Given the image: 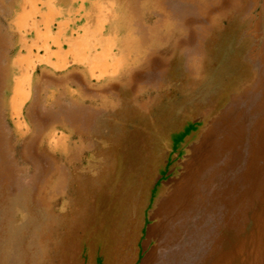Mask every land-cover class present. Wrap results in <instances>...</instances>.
Here are the masks:
<instances>
[{
  "label": "rangeland",
  "instance_id": "obj_1",
  "mask_svg": "<svg viewBox=\"0 0 264 264\" xmlns=\"http://www.w3.org/2000/svg\"><path fill=\"white\" fill-rule=\"evenodd\" d=\"M39 1L14 28L16 0H0V264H264V0H101L89 25L97 0ZM64 32L113 60L141 43L129 88L127 62L112 76L116 139L50 126L60 108L97 110L84 88L35 86L37 67H82L39 64Z\"/></svg>",
  "mask_w": 264,
  "mask_h": 264
},
{
  "label": "crops",
  "instance_id": "obj_2",
  "mask_svg": "<svg viewBox=\"0 0 264 264\" xmlns=\"http://www.w3.org/2000/svg\"><path fill=\"white\" fill-rule=\"evenodd\" d=\"M97 1L90 2L88 13L85 14V16L87 15V22L89 21L87 25L90 24L91 17L89 18V16H92L90 13H93L94 11L96 12L98 9L97 7L101 2V0L99 3ZM252 4L254 6L256 5L255 3ZM246 11L247 8H245L244 16L247 14ZM115 32L118 33L116 30ZM64 33L66 34V32ZM65 34L64 39L62 40V48L59 46L56 50H48V54H46L47 61L43 59L44 57L40 56L41 58L38 57V61H40L39 64L43 62H50V65L52 66L65 67L69 65L68 61H71L72 64H80L82 67L78 68L77 70H72L71 72H74H70L71 74L69 73L67 76H65V78L59 77L57 74L54 75V73H51L46 69L39 71L37 67L34 69V73L36 72L38 74V80L36 81L37 83L35 86L38 87L41 83H53L56 84L57 88H61L64 85H68V87L77 86L81 87L82 89L84 88L83 94H85L87 97H90V99L95 98L97 110L93 113V111L84 108H72L70 111H65L64 108H60V110L57 112L51 113L53 122L50 124V126H53L54 129L59 128L63 132L70 130L73 131L75 134H77L76 136L79 137V141H83L84 136H91L100 129H110L113 133H115L116 139L119 134V102L121 101L122 97L120 94V85L124 84V81L120 79L118 80L114 77L112 78V76H116L120 72H123L122 74H124L125 71H121V68L123 66V62H127L128 68L125 78L127 80L126 86L129 88L128 83L130 76H132L133 73L137 74L139 71V68L135 69L131 66L133 56H131V61L129 63L126 61V56H130L131 54H125V52L134 46V42L132 41L129 43L128 41V44L126 43L127 49H124L125 44H123V41L120 42L119 39V47L121 45L125 51L121 50V55L113 60V58H111L112 56L110 55V52L108 53V51H105L99 47L97 48V51H94L95 48L92 49L89 44H85V36H78V38H74V36H72L70 38L69 35L66 37ZM64 43L69 46V53L64 51ZM100 44L102 47H104L108 44V42H105L102 39L100 40ZM96 45L97 44H94V47H96ZM62 55L63 57H61ZM129 67L131 68L129 69ZM135 71L137 72L135 73ZM39 76H41V78ZM95 79L97 80L98 84L93 86L90 84V82L94 81ZM34 106L35 104L33 107ZM107 115H112L110 122ZM71 140L74 141L75 138L70 137L68 139L70 143L72 142ZM65 143H63L62 146H64Z\"/></svg>",
  "mask_w": 264,
  "mask_h": 264
},
{
  "label": "bare ground",
  "instance_id": "obj_3",
  "mask_svg": "<svg viewBox=\"0 0 264 264\" xmlns=\"http://www.w3.org/2000/svg\"><path fill=\"white\" fill-rule=\"evenodd\" d=\"M55 1V0H54ZM73 1V0H72ZM38 2H40L39 0H16V4H15V18H14V21H13V26H14V28H18V27H20L21 25H22V23H23V20H24V17H26L27 15H28V6L31 8L30 9V11L31 12H34V10H36L35 8V5L38 3ZM41 2H44V1H41ZM98 2V1H97ZM99 3V2H98ZM97 3V4H98ZM51 4H52V1L51 0H46V6L48 7V10H49V13H50V8L52 7L51 6ZM53 5V4H52ZM56 5V4H55ZM64 6V5H63ZM80 6V5H79ZM244 6V5H243ZM38 8V7H37ZM81 8V7H80ZM98 8V7H97ZM45 9V8H44ZM68 10V9H67ZM123 10V9H122ZM42 11V10H41ZM76 11V10H75ZM80 11H81V9H80ZM93 11V10H92ZM77 12V11H76ZM83 12V11H82ZM46 13V12H45ZM67 13H69V12H67ZM77 13H79V12H77ZM40 14V13H39ZM41 14H42V12H41ZM90 14H92V13H90ZM240 14V13H239ZM243 14V13H242ZM37 15V14H36ZM62 15V14H61ZM87 16V15H86ZM49 17H51V16H49ZM91 17V15L89 16V18ZM122 19V18H121ZM221 20V19H220ZM30 21V20H29ZM42 21H44V19L42 20ZM121 21V20H120ZM89 22V21H88ZM87 22V23H88ZM220 22H222V21H220ZM54 23V22H53ZM61 23V22H60ZM50 24V23H49ZM25 25V24H24ZM43 25V24H42ZM220 25V24H219ZM25 26H27V24L25 25ZM24 26V27H25ZM48 26V25H47ZM222 26V25H221ZM23 27V28H24ZM66 27V26H65ZM118 28V27H117ZM116 28V29H117ZM47 30H48V28H47ZM240 30H242V29H240ZM45 31H46V27H45ZM59 31V30H58ZM48 32H50V31H48ZM61 32V31H60ZM2 34V33H1ZM65 34V33H64ZM68 34V33H67ZM47 35V34H46ZM61 35H62V32H61ZM61 35L60 36H58L57 37V41H55V43L56 44H58L59 43V46H60V48H62V41H61ZM66 35V34H65ZM52 36V35H51ZM175 36V35H174ZM228 36V35H227ZM47 37H48V35H47ZM38 38V37H37ZM71 38V37H70ZM69 38V39H70ZM236 38V37H235ZM78 40V39H77ZM84 40V39H83ZM49 42V41H48ZM38 43V42H37ZM80 43V42H79ZM137 43V44H136ZM173 43V42H172ZM22 44V43H21ZM65 44V43H64ZM75 44V43H74ZM76 44H78V43H76ZM138 44H141V43H139L138 41H136V42H134V46L133 47H138L139 45ZM173 45H174V43H173ZM172 45V46H173ZM75 46V45H74ZM37 48V47H36ZM35 49V48H34ZM45 49V48H44ZM171 49V48H170ZM28 50V49H27ZM169 50V49H168ZM39 51V50H38ZM11 52V51H10ZM53 52V51H52ZM170 52H172V51H170ZM29 53V52H28ZM11 54V53H10ZM62 54V53H61ZM61 57H63V55L61 56ZM23 58V57H22ZM41 58V57H40ZM20 59H18V60H16L15 62H14V66H16L17 64H19L21 61H23V60H21L20 62ZM47 61V60H46ZM26 62V61H25ZM40 62V61H39ZM42 62H43V60H42ZM6 64V63H5ZM13 64V63H12ZM18 66V65H17ZM16 66V67H17ZM29 67H30V65L26 68V71H28V69H29ZM32 67V66H31ZM15 69V68H14ZM19 70V69H18ZM48 71V70H47ZM74 72V71H73ZM73 72H71V73H73ZM70 73V74H71ZM55 75V74H54ZM40 78H41V76H39ZM29 78H30V76H28V73H26V74H23V76H22V78H19V79H17L16 81H15V83H14V85H13V89H12V97H11V99H10V106L12 107V110H13V113H14V115L15 116H19L20 115V112H21V109H22V106H23V104H24V102H25V100L28 98V92H27V85H28V80H29ZM38 78V77H37ZM55 78V77H54ZM37 80V79H36ZM40 80V79H39ZM105 84V83H104ZM101 86V85H100ZM110 95H113V94H110ZM106 98H108V97H106ZM112 99V98H111ZM5 110V109H4ZM117 122V121H116ZM101 130V129H100ZM134 130H135V128H134ZM132 132V131H131ZM135 132H138V131H135ZM134 132V133H135ZM140 132V131H139ZM132 134V133H131ZM136 137V136H135ZM134 137V138H135ZM139 137V136H138ZM138 137H137V139H138ZM131 138V137H130ZM135 140V139H134ZM133 140V141H134ZM127 141V140H126ZM130 142H132L131 140H130ZM122 153V152H121ZM121 160V159H120ZM119 160V161H120ZM27 181V180H26ZM109 184V183H108ZM107 185V184H106ZM104 189V188H103ZM106 189V188H105ZM116 190V189H115ZM105 192V191H104ZM109 192V191H108ZM121 192H122V190H121ZM106 193V192H105ZM121 195V194H120ZM119 195V196H120ZM110 197V196H109ZM123 197V196H122ZM122 197H120L121 199H122ZM119 198V199H120ZM112 199H113V196H112ZM62 245V244H61ZM63 246V245H62Z\"/></svg>",
  "mask_w": 264,
  "mask_h": 264
}]
</instances>
